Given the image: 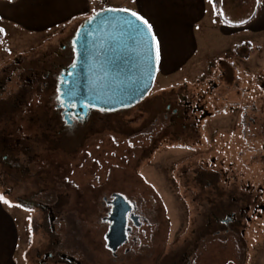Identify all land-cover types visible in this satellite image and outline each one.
Instances as JSON below:
<instances>
[{"label":"rangeland","instance_id":"obj_1","mask_svg":"<svg viewBox=\"0 0 264 264\" xmlns=\"http://www.w3.org/2000/svg\"><path fill=\"white\" fill-rule=\"evenodd\" d=\"M141 5L93 0L92 10L128 8L140 14ZM262 24L263 19L226 39L206 19L197 26L195 58L174 76L158 71L145 100L71 146L70 140L44 139L53 119L51 91L37 86L20 93L25 82L18 75L32 63L39 67L55 59L75 27L45 36L4 27L0 98L27 95L13 101L8 118L0 115V130L21 138L19 147L28 152L16 157L30 171L25 181L11 180L0 164V194L10 202L4 204L19 231L16 263L38 264L52 251L56 257L44 264H157L189 248L207 216L229 206L234 225L204 238L191 264H264V28L257 31ZM179 94L192 108L174 129L167 106L179 109ZM113 194L135 204L147 219L132 226L130 242L116 257L107 248L104 203ZM31 197L27 205L18 201Z\"/></svg>","mask_w":264,"mask_h":264},{"label":"crops","instance_id":"obj_2","mask_svg":"<svg viewBox=\"0 0 264 264\" xmlns=\"http://www.w3.org/2000/svg\"><path fill=\"white\" fill-rule=\"evenodd\" d=\"M140 15L152 24L160 41L159 69L174 76L198 51L197 26L209 19L224 38L243 33L247 27L264 28V0H140ZM93 0H0V26L23 28L45 36L61 27H75L93 15ZM254 12V13H253ZM247 21V23H242ZM5 29V28H4ZM235 48V47H234ZM19 231L13 214L0 202V264L15 260Z\"/></svg>","mask_w":264,"mask_h":264},{"label":"water","instance_id":"obj_3","mask_svg":"<svg viewBox=\"0 0 264 264\" xmlns=\"http://www.w3.org/2000/svg\"><path fill=\"white\" fill-rule=\"evenodd\" d=\"M94 20H86L78 34L79 56L59 89L67 93L75 89V98L64 95L61 99L78 106H90L106 111L131 109L145 100L155 86L158 65L155 50L146 46L150 38L135 32L129 26L139 24L124 12L100 11ZM116 213L110 214L106 234L107 248L115 253L127 241L128 214L132 205L121 195ZM134 222L145 218L132 216Z\"/></svg>","mask_w":264,"mask_h":264},{"label":"flooded vegetation","instance_id":"obj_4","mask_svg":"<svg viewBox=\"0 0 264 264\" xmlns=\"http://www.w3.org/2000/svg\"><path fill=\"white\" fill-rule=\"evenodd\" d=\"M103 11V10H100ZM97 11V12H100ZM94 15V14H93ZM92 15V16H93ZM85 24V21L80 23L78 26H75V29L73 33L64 38L60 44H59V50L56 51V57L52 61L44 60L42 64L39 65L40 69H33V66H36L35 63H32V67L26 68V71L20 73L18 77L20 79L24 78L23 81L25 82L24 85L21 88V92H25L27 90V87L29 88V91H33L35 87L38 86V91H46L45 93L48 94L49 90L51 91V97L50 99L53 100L54 106L52 111L53 119L49 123L48 132H45L44 139L56 141V140H70V144L68 146H71L74 144V142H78L81 140H84L87 135H89L90 132H92L96 127H98L101 123L105 121L109 122L113 116H115L117 113L126 111L127 109H121L118 111H106L103 109H98L90 106H77L76 107H69V104L71 102H66L62 105L60 102V99L57 97L59 96V89L62 88L67 82L66 77L70 73V70L72 67H74L77 58L79 56L78 53V34L80 30L83 28V25ZM38 66H36L37 68ZM38 67V68H39ZM8 81L11 82L12 78L9 77ZM37 83V84H36ZM36 84V86H35ZM5 92V87L3 86L2 82H0V95ZM18 95L19 94H15ZM1 99V98H0ZM179 99V109L174 108L172 105L167 106V112L172 113L173 116L170 121L171 128H176V125L183 124L182 122L185 121L186 113L192 108L191 102L181 94L178 95ZM181 109V110H180ZM129 110V109H128ZM182 112L180 113L179 112ZM165 119H168V115H165ZM6 121V120H5ZM68 122V123H66ZM69 123L72 125L69 127ZM186 125V123H185ZM13 136V135H12ZM15 140L18 141L17 145H19V141L21 138H16L13 136ZM74 141V142H73ZM17 149V148H16ZM30 151V150H29ZM26 153V152H25ZM20 149V147L16 150V157L19 154L24 155ZM27 154V153H26ZM28 155V154H27ZM18 159H15V167H18V169L21 171L22 176L16 179L15 181H25L27 178L30 177L29 175V169L23 168L18 164ZM20 181V182H21ZM115 195L113 194L110 199L104 198V203L107 206V213L108 217L110 214L116 213V206H117V199L115 198ZM35 198H27V200H24L23 198H19V202H21L24 205H27L30 203V201ZM129 202V201H128ZM130 203V202H129ZM133 207L132 212L128 214V228L130 229L127 232V241L124 245L128 244L130 242V238L133 235V227H139L140 225L146 224L147 219L145 218V221H137L134 222L132 219V216H139L141 218H144L140 216L137 213V207L135 204L130 203ZM37 207H40L45 213H48L50 211L54 212L53 208H45L41 204H36ZM224 213H210L205 221L204 226H201L197 235V239L194 241L193 244L188 248L187 246H184L177 252H175L173 255H167L162 258V260L158 261L157 264H191L192 257L196 253V250H198V247L201 243V241L208 237L212 236L214 232L216 234L220 233L223 229H228L229 226H233L235 223L236 214L232 213L229 210V206L225 207L223 206ZM54 214V213H53ZM105 218V221H107V218ZM52 221V219H51ZM110 226V223H109ZM133 226V227H132ZM53 230L52 233L53 234ZM123 245V246H124ZM123 246H121L119 249H121ZM118 249V250H119ZM118 250L113 253V256H117ZM53 252L50 251L45 254V259L39 260L38 264H44L46 260L48 259H54L56 256L52 255ZM40 256V255H38ZM62 258L64 256H61Z\"/></svg>","mask_w":264,"mask_h":264},{"label":"trees","instance_id":"obj_5","mask_svg":"<svg viewBox=\"0 0 264 264\" xmlns=\"http://www.w3.org/2000/svg\"><path fill=\"white\" fill-rule=\"evenodd\" d=\"M15 2L17 0H7ZM263 0H258V8ZM3 38V34H0V42ZM20 96H11L8 99H0V115L2 117L8 118L13 113L14 103L13 101L19 102L20 99L26 98V94H21ZM7 122V120H6ZM8 133V128L0 130V164L2 163L5 167V173L11 180H16L22 176L21 171L18 167H15L16 150L19 148L17 145L18 141L13 138V136ZM17 148V149H16ZM28 154V152H26Z\"/></svg>","mask_w":264,"mask_h":264},{"label":"snow or ice","instance_id":"obj_6","mask_svg":"<svg viewBox=\"0 0 264 264\" xmlns=\"http://www.w3.org/2000/svg\"><path fill=\"white\" fill-rule=\"evenodd\" d=\"M134 2V0H133ZM208 2L210 4H214V0H208ZM105 11H109V12H124V13H128L131 17L135 18L136 21L139 22V24H131V22L129 21V26L133 29V31L135 32H143L144 29H146V33L145 35L147 37H149L150 39L146 41V46H148L150 49L154 47L155 50V60L157 65H159V62L161 60V50H160V41L156 36V33L153 29L152 24L149 22L148 19H146L144 16L138 14L136 11L128 9V8H109V9H105ZM93 13L94 15L89 17L88 19L94 20L96 17H98L100 15L99 12H96L95 9H93ZM2 19V18H0ZM242 23H247V21H242ZM0 34H6L5 30L3 28H0ZM67 95L69 97H73L75 98V96L77 95L75 89H70L67 93H61L60 96H58L57 98L60 99L61 104L63 105L65 103V101L63 99H61L62 96ZM77 105L75 103H70L69 107H76ZM68 123V122H66ZM72 125L69 123V127H71ZM0 202H3L5 204H10V202L4 198V196L2 194H0ZM29 220H31V217H29Z\"/></svg>","mask_w":264,"mask_h":264}]
</instances>
